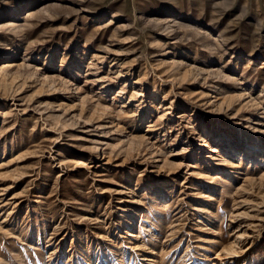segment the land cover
Returning a JSON list of instances; mask_svg holds the SVG:
<instances>
[{
    "label": "rangeland",
    "instance_id": "374dc122",
    "mask_svg": "<svg viewBox=\"0 0 264 264\" xmlns=\"http://www.w3.org/2000/svg\"><path fill=\"white\" fill-rule=\"evenodd\" d=\"M0 264H264V0H0Z\"/></svg>",
    "mask_w": 264,
    "mask_h": 264
}]
</instances>
